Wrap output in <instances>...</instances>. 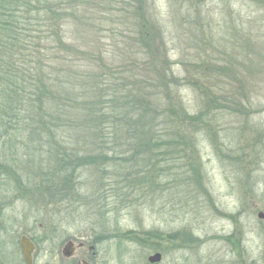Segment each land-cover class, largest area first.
<instances>
[{
	"label": "rangeland",
	"instance_id": "1",
	"mask_svg": "<svg viewBox=\"0 0 264 264\" xmlns=\"http://www.w3.org/2000/svg\"><path fill=\"white\" fill-rule=\"evenodd\" d=\"M83 1L0 122V264H264V0Z\"/></svg>",
	"mask_w": 264,
	"mask_h": 264
},
{
	"label": "trees",
	"instance_id": "2",
	"mask_svg": "<svg viewBox=\"0 0 264 264\" xmlns=\"http://www.w3.org/2000/svg\"><path fill=\"white\" fill-rule=\"evenodd\" d=\"M83 2V0H0V100L3 98V101L0 102V122L3 124L8 123L10 127L8 128L9 130L12 129L11 127L15 121L18 120V117L15 116H17L18 112L23 110L24 106L27 105L28 108L22 114L25 115V113L29 112V115L28 118L21 115V119L23 121H28L30 119L29 117L34 109L32 107L33 105L26 102L27 85L25 84L28 79V74L24 71V63H26L25 61H28L29 59L28 63L30 62L33 64V62H35V65L39 67L41 60L39 61L37 57L34 61H32L33 57L29 54V52L35 54V49H37L35 47H40V44L43 42L49 46L50 43H54L55 41L62 43L63 34L60 30H56L57 27L60 26V20L64 19L63 16H65L68 11L70 13H75L79 6L86 4V2ZM40 27H45V31H40ZM48 29H51L52 35L55 39L54 42H50L48 40L50 39L49 36L45 35L46 32L49 33ZM51 52H53V49ZM79 54L81 53H78V55ZM45 56H47V54L43 53L41 59ZM52 56L57 58V56H61V54H57V56L52 54ZM31 76L34 79L35 76ZM243 87L240 85L238 89L242 92ZM39 92L42 93L41 80H37V87L35 85L34 93H29L27 95L29 96L34 94L32 97L36 95L37 104L38 101L40 102L43 99L42 96L39 95ZM5 96L7 97L5 98ZM23 100L26 102V105H23ZM229 103L230 98H228V105ZM242 106H244L243 102L242 105L238 104L240 111ZM236 107L237 105L234 106V109ZM39 110H42V107L39 106ZM98 115L99 116H97L96 119L89 124L90 126L87 125L85 130H94L95 135L100 139L110 137V139L113 140L112 144H115L116 139L119 138V130L117 131V127L112 128L111 132H109V134L107 133V135L103 137V132L106 130L103 129V120H105V117H102L101 114ZM48 118H50V122H48ZM36 121L37 119L34 120L32 124L30 122L27 124V128L30 130V137L43 136V133L46 131L54 134V128L50 127L52 126L51 124L54 123V120L51 119L50 115L48 116V114H45L39 118L38 122ZM88 126L89 128H91V126L93 127L88 130ZM133 129L135 130V128ZM172 130L174 131V134L171 135L173 136L171 139L178 141V139L181 138L179 129L177 128L175 131L172 128ZM145 137L142 138L141 150L148 155L151 145L146 142ZM105 144L109 143L106 142ZM101 145L102 144L100 142L97 146ZM137 145L139 146L140 143ZM96 157L97 158L89 157L82 165H97L99 162L103 161V164L109 161L107 158L104 160L103 157ZM97 159L98 163L96 162ZM0 162L3 161L0 159ZM72 162H75V157ZM4 166L3 162L1 168H4Z\"/></svg>",
	"mask_w": 264,
	"mask_h": 264
},
{
	"label": "water",
	"instance_id": "3",
	"mask_svg": "<svg viewBox=\"0 0 264 264\" xmlns=\"http://www.w3.org/2000/svg\"><path fill=\"white\" fill-rule=\"evenodd\" d=\"M260 219H264V214H259ZM21 244V251L23 254L25 264H34V251L35 245L33 242L26 236H23L20 241ZM73 243L69 242L66 247L64 248V255L66 257H70L73 253ZM149 263L151 264H159L162 261V255L160 253H156L149 257Z\"/></svg>",
	"mask_w": 264,
	"mask_h": 264
}]
</instances>
